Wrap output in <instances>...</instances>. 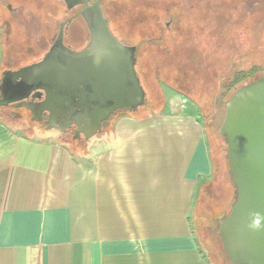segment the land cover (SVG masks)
<instances>
[{
  "label": "crops",
  "instance_id": "crops-1",
  "mask_svg": "<svg viewBox=\"0 0 264 264\" xmlns=\"http://www.w3.org/2000/svg\"><path fill=\"white\" fill-rule=\"evenodd\" d=\"M3 113L0 264H212L190 221L214 171L198 115L120 117L81 155Z\"/></svg>",
  "mask_w": 264,
  "mask_h": 264
},
{
  "label": "water",
  "instance_id": "water-1",
  "mask_svg": "<svg viewBox=\"0 0 264 264\" xmlns=\"http://www.w3.org/2000/svg\"><path fill=\"white\" fill-rule=\"evenodd\" d=\"M68 9L84 4L90 42L74 51L63 42V26L44 56L0 78V108L30 112L47 131L73 130L94 138L117 111L138 112L147 92L136 70V47L118 40L101 0H63ZM236 200L217 233L230 264H264V74L240 85L226 103L219 128Z\"/></svg>",
  "mask_w": 264,
  "mask_h": 264
},
{
  "label": "rangeland",
  "instance_id": "rangeland-1",
  "mask_svg": "<svg viewBox=\"0 0 264 264\" xmlns=\"http://www.w3.org/2000/svg\"><path fill=\"white\" fill-rule=\"evenodd\" d=\"M10 1L15 6V3L18 5L21 0ZM29 2L34 6V8L30 7L33 15L36 14L34 22L37 23L38 18L40 27L43 18L45 22L51 21L52 16L62 19V11L63 8L65 9L62 0H29ZM106 3L109 6L110 18L114 19L116 24L120 23V0H106ZM161 4L164 3L156 4L158 11H163L160 8ZM190 5L188 3L189 48L174 54L152 49L149 51L150 54L139 56L138 72L147 92V103L137 113L142 117L172 112H191L198 115L208 140L214 171L212 177L208 179L212 182V186L206 188L207 190L198 191L201 205H196L197 200H194L197 210L195 212L193 210L190 221L196 241L205 256L213 264H230L216 235L223 214L221 219H212L210 225L204 223L203 226L199 217L205 216L204 209L219 207L225 199L228 184L232 194L235 192L227 166V148L223 136L219 133V127L225 116L228 96L238 77L251 74L254 69L264 74V0H219L217 3L206 0L199 12L191 11ZM126 13L133 22L132 19L135 17L133 6H129ZM14 14L15 19L10 18L7 10L0 6L1 63L5 69H18L29 62L40 60L43 54L39 47L47 46L46 44L43 46V41L40 39V27H31L30 24L28 26L25 23L26 19L19 12ZM167 15H164V22L169 20ZM166 16L168 18H165ZM142 19L145 17L140 16V20ZM81 25L88 31L83 20H78L74 24L75 27ZM28 27L32 30H28ZM122 33L128 38L127 42L135 43L134 33L129 31ZM171 46L174 45L171 43ZM0 111L4 112L6 121L14 127L21 126L22 129L29 131V135L42 138L59 136L71 150L79 151L81 155L89 153L92 141H100L105 133H108L106 136L110 139L112 129L119 119L114 118L109 124H105L103 130L93 140L90 139L91 143L86 144L84 138L75 141L72 130L66 133L57 130L46 131L44 126L39 127L31 120L27 111L20 112L12 107L0 108Z\"/></svg>",
  "mask_w": 264,
  "mask_h": 264
},
{
  "label": "flooded vegetation",
  "instance_id": "flooded-vegetation-1",
  "mask_svg": "<svg viewBox=\"0 0 264 264\" xmlns=\"http://www.w3.org/2000/svg\"><path fill=\"white\" fill-rule=\"evenodd\" d=\"M94 1L95 0H91L89 4ZM155 1L156 4L158 2L164 3L160 5V8L163 9V11H158V5L155 4ZM205 1L206 0H120V23L118 24L114 22V19L110 18L108 13L109 6L106 3V0H101V7L104 16L108 19V24L112 34L123 44L136 47V70L139 75L138 66L140 65V54H150L149 51L152 49L170 54L181 53L183 50L187 49V18L189 10L188 3L191 4V11L199 12L201 11ZM213 1L217 3L219 0ZM19 3L20 4L18 5L15 3V6H13L14 4L10 0H0V6L7 10L10 18L15 19L14 12H19L21 16L26 19L27 22L25 21V23L28 24V26L30 24L31 27L39 28L40 22L38 18V24L34 22L36 21V14L34 13L33 15V13L30 11V7L34 8L33 4L30 3L29 0H21ZM63 3L65 5V9L63 8L62 11V19L54 18V16H52L51 21L48 20L45 22V19L43 18L42 25L39 28L40 31L38 30L41 36L40 39H42L43 41V46L45 44L47 45L46 47H39V49L42 50L41 53L43 54V56L46 52L49 51L50 47L58 38L62 26L64 45L71 50L80 51L84 49L90 42L91 33L82 14V11L85 9V5L78 4L73 9H68L67 4L64 1ZM129 6H133V10L135 13V17L132 19L133 22L130 21L129 15L126 13V10ZM165 14H168L167 16L169 17V20H166L164 22L163 19ZM140 16L145 17V19L140 20ZM167 16L165 18H168ZM16 17L20 18L19 16ZM81 19L85 23L88 31H86L82 27V25L81 27L74 26V24L78 22V20L82 21ZM31 27H28L27 29L32 30ZM126 31L135 34L136 38L133 41L135 43L127 42L128 38L124 37L122 33H125ZM0 33L2 35L1 31ZM86 33L88 37L87 40ZM171 43L174 46H171ZM11 107L15 108L13 106ZM18 110L24 113L27 111L23 108ZM119 112L120 111H117L116 114ZM36 123L39 125V127L44 126L45 128L44 120Z\"/></svg>",
  "mask_w": 264,
  "mask_h": 264
},
{
  "label": "trees",
  "instance_id": "trees-1",
  "mask_svg": "<svg viewBox=\"0 0 264 264\" xmlns=\"http://www.w3.org/2000/svg\"><path fill=\"white\" fill-rule=\"evenodd\" d=\"M32 62V61H31ZM27 64H30V62L29 63H27ZM22 66V65H21ZM262 74H260V73H258V71L257 70H255L254 69V71H252L251 72V74H248V75H245L244 77H238V79H237V83H235L232 87H233V89H232V92H231V94H229V99H230V97H231V95L233 94V92L236 90V88H238L240 85H242V84H245V83H249V82H251V81H253V80H255V79H257L258 77H260ZM228 99V100H229ZM11 107V106H10ZM15 109V108H14ZM18 110V109H17ZM225 114V113H224ZM123 116H134V117H142L141 115H139L137 112H126V111H120L119 113H117L112 119H117V118H120V117H123ZM220 128V127H219ZM72 133H73V139L75 140V141H79L78 139H83V136L81 135V134H76V133H74L73 131H72ZM94 138H92V140H93ZM92 140H85V143L86 144H88V143H91L90 141H92ZM228 159V158H227ZM227 166H229V161H228V163H227ZM226 170V169H225ZM229 170H230V166H229ZM230 174H231V171H230ZM231 179H232V183H233V190H235V192H234V194H232V192H231V189L228 187L229 186V184L226 186L227 187V191H226V195H225V199H223V201L220 203V205H219V207L218 208H214V206H213V208H209V210L208 209H204V212H205V216H203V217H199V220L202 222V226H203V224L205 223V224H208V225H210V220H212V219H215V220H218L219 218L221 219L222 217L224 218L229 212H230V210H231V208H232V206H233V204H234V202H235V200H236V197H237V194H236V186H235V183H234V181H233V178H232V174H231ZM211 187L212 186V182H210L209 180H204L202 183H200L199 185H198V191L199 190H203V189H205V190H207L208 189V187ZM207 188V189H206ZM229 188V189H228ZM199 193V192H198ZM234 198V199H233ZM199 199H200V194H198V196H197V198H196V200H197V204L196 205H201V204H199ZM217 200V199H216ZM216 200H215V204H216ZM227 200V201H226ZM232 200H233V203L231 204V202H232ZM231 204V205H230ZM223 214V215H222ZM221 215H222V217H221ZM222 218V219H223ZM221 219V220H222ZM220 220V221H221ZM219 221V222H220ZM201 225L199 226V228L201 227ZM219 226V225H218ZM204 229H205V227H204ZM218 237H219V235L218 234H216ZM219 240H220V237H219ZM220 242H221V240H220ZM221 245H222V243H221ZM225 255V254H224ZM226 257V256H225ZM222 260L224 261V258L222 257ZM226 260L229 262V260L226 258ZM230 263V262H229ZM212 264H213V262H212Z\"/></svg>",
  "mask_w": 264,
  "mask_h": 264
}]
</instances>
